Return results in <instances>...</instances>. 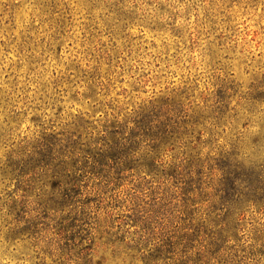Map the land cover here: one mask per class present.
<instances>
[{"label":"rangeland","instance_id":"1","mask_svg":"<svg viewBox=\"0 0 264 264\" xmlns=\"http://www.w3.org/2000/svg\"><path fill=\"white\" fill-rule=\"evenodd\" d=\"M163 102L187 134L153 170L140 147L69 199L44 173L48 141ZM263 125L264 0H0V264H264V204L226 218L212 196Z\"/></svg>","mask_w":264,"mask_h":264},{"label":"trees","instance_id":"2","mask_svg":"<svg viewBox=\"0 0 264 264\" xmlns=\"http://www.w3.org/2000/svg\"><path fill=\"white\" fill-rule=\"evenodd\" d=\"M163 105L166 109L167 106H174L163 102L161 105L152 104L143 108L134 120V127L127 133L119 128L113 129L104 138L92 143L80 142V135L76 138L69 136L63 140L61 149L57 148L55 142L48 141L49 145L45 143L43 147L48 158L42 165L44 173L66 187L68 194L66 193L64 198L69 199L70 195L72 197L74 194H81L79 171L90 169L89 172L98 173L110 160L127 162L134 158L140 147L146 148L149 154L152 153L148 156L145 168L153 170L161 150L167 145V150H173L172 142H178L187 134L185 125L188 122L185 119H177L171 107L161 113ZM259 133L252 139L253 159L249 165L237 159L239 154L236 152H230L220 160V175L213 187V208L221 211L226 218L238 215L237 211L243 205L264 204V159H261L264 156V134ZM98 140L105 143L97 147ZM37 166L40 165L35 168Z\"/></svg>","mask_w":264,"mask_h":264}]
</instances>
